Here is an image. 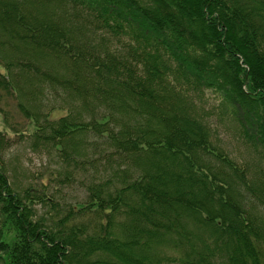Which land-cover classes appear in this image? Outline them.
Masks as SVG:
<instances>
[{
	"label": "trees",
	"instance_id": "obj_1",
	"mask_svg": "<svg viewBox=\"0 0 264 264\" xmlns=\"http://www.w3.org/2000/svg\"><path fill=\"white\" fill-rule=\"evenodd\" d=\"M206 88L264 148V0H0V90L86 192L15 189L0 132V263L264 264V180L211 141Z\"/></svg>",
	"mask_w": 264,
	"mask_h": 264
},
{
	"label": "rangeland",
	"instance_id": "obj_2",
	"mask_svg": "<svg viewBox=\"0 0 264 264\" xmlns=\"http://www.w3.org/2000/svg\"><path fill=\"white\" fill-rule=\"evenodd\" d=\"M11 95L0 90V132L12 142L4 157L7 165L5 173L8 175L9 183L18 191L33 186L55 192L62 207L78 205V202L86 196L85 190L78 184L80 176L76 175L70 184L61 183L55 177L57 170L62 171L63 163L53 150L36 151L30 147L28 138L34 131V126L20 112L14 96ZM223 96V92L215 88H206L199 98L198 104L207 114L206 119L212 133L211 141L237 166L246 169L248 183H257L260 181L258 178L264 180V148L258 139L255 140L256 137L250 132L251 130L249 134L242 130L235 117L233 101L226 102ZM65 113V109H54L51 117L57 118ZM39 207L34 204L37 214L41 213ZM263 207L262 204L254 201L251 211L254 212L257 209L259 218H264ZM62 214L63 210L59 211L58 215ZM10 235L6 236L7 240L11 239H9Z\"/></svg>",
	"mask_w": 264,
	"mask_h": 264
}]
</instances>
